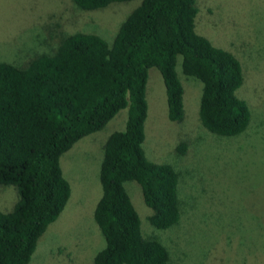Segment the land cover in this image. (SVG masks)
Instances as JSON below:
<instances>
[{"label": "trees", "instance_id": "1", "mask_svg": "<svg viewBox=\"0 0 264 264\" xmlns=\"http://www.w3.org/2000/svg\"><path fill=\"white\" fill-rule=\"evenodd\" d=\"M71 1L89 11L127 0ZM196 14L195 0H138L110 40L74 31L51 52L24 64L0 61V186L15 189L12 206L0 210V264L29 261L37 239L69 197L60 155L121 109L123 126L106 136L98 167L100 195L91 215L102 245L91 264H168V250L154 231L140 228V215L123 184L131 180L138 185L150 228L177 224L179 172L148 159L142 148L148 69L159 72L166 119L172 123L184 120L180 79L189 77L200 82L195 119L206 132L237 136L251 118L238 94L246 75L237 47L221 48L197 32ZM238 49L245 50L246 43ZM179 137L169 147L182 155L188 133ZM259 247L252 253L264 258V246ZM206 259L216 261L213 251H207Z\"/></svg>", "mask_w": 264, "mask_h": 264}, {"label": "rangeland", "instance_id": "2", "mask_svg": "<svg viewBox=\"0 0 264 264\" xmlns=\"http://www.w3.org/2000/svg\"><path fill=\"white\" fill-rule=\"evenodd\" d=\"M137 2H114L88 11L71 0H0V61L24 64L34 55L51 52L63 35L74 31L110 40ZM195 5L196 31L221 48L237 47L234 51L243 59L246 80L238 94L250 108L249 125L230 137L200 128L195 119L200 82L192 77L180 79L185 90L183 122L168 121L163 83L151 67L145 83L142 148L148 159L168 163L179 172L177 224L150 228L138 185L131 180L123 184L140 215V228L154 231L168 250V264H264L260 252L252 253L264 246V0H195ZM243 41L246 49L239 50ZM175 69L181 77L178 61ZM124 117L125 110H119L103 128L60 155L69 197L37 239L26 264H91L92 254L102 245L91 213L100 195L103 143L111 131L122 128ZM183 132L188 133L187 148L178 155L169 144L174 145ZM14 190L0 186V210L12 206ZM208 250L216 261L205 260Z\"/></svg>", "mask_w": 264, "mask_h": 264}]
</instances>
